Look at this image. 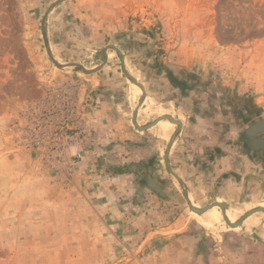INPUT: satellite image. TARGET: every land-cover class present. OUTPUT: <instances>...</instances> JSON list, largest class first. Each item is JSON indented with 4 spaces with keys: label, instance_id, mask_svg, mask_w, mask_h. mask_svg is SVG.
Returning <instances> with one entry per match:
<instances>
[{
    "label": "rangeland",
    "instance_id": "1",
    "mask_svg": "<svg viewBox=\"0 0 264 264\" xmlns=\"http://www.w3.org/2000/svg\"><path fill=\"white\" fill-rule=\"evenodd\" d=\"M56 1L0 0V185L4 189L15 182L20 168H27V162L30 176L20 178L24 184L20 195L29 203L43 196L41 190L33 191L34 186L71 182L82 158L76 160L74 155L96 147L86 116L107 100L105 90L115 84L117 101L129 96L140 99L141 89L138 92L126 74L145 88L156 82L157 73L168 85L186 90L190 76L195 77L205 109L211 106V112L215 105L219 109L221 120L212 126L225 132L231 138L228 142L248 151L246 128L264 120V102L254 104V98H264V0H65L52 9L43 26L44 14ZM44 32L53 58L64 69L49 58ZM103 63L91 74L81 70ZM179 77H186V87ZM97 82L105 85L98 102ZM80 126L88 136L67 148V139L75 138ZM61 153L65 155L59 157ZM19 154L26 160H17ZM127 163L124 170L135 169L142 175V155ZM170 179L180 189L176 204L180 213L193 218L190 228L178 234L184 241L180 251L187 242L193 250L178 264H264V236L241 225L229 227L222 215L199 219L202 215L189 209L177 180ZM29 187L32 191H25ZM216 210L221 214L219 207ZM235 210L232 205L228 215ZM239 219H231L232 224ZM56 220L0 219V264H85L72 251L74 241L59 238L64 231ZM202 220L211 221L210 225L204 226ZM187 221L179 219V225ZM158 246L159 241L148 249ZM140 254L142 250L125 257L104 255L102 262L142 264Z\"/></svg>",
    "mask_w": 264,
    "mask_h": 264
},
{
    "label": "crops",
    "instance_id": "2",
    "mask_svg": "<svg viewBox=\"0 0 264 264\" xmlns=\"http://www.w3.org/2000/svg\"><path fill=\"white\" fill-rule=\"evenodd\" d=\"M157 75L153 85H145V97L136 121L144 127L163 115H170L181 123L170 147L167 164L184 183L188 198L196 209L213 202L224 204L230 223L231 219H239L248 211L264 209V152L257 153L248 148L244 152L242 147L228 142L231 138L226 137L225 132L212 126L221 120L217 114L219 109L217 105L211 112V106L205 109L204 95L197 93L198 85H201L196 83L198 79L190 76L188 87L184 83L186 77H179L182 85H187L186 90L168 85ZM96 84L98 102L103 99L105 85L102 82ZM114 88L115 84L108 87L105 90L107 100L97 104L92 114L86 116L96 147L89 152L82 151L71 182L58 187L34 186L33 191L41 190L43 196L41 199L37 196L33 204L29 203L22 199L24 195H20L24 186L20 178L30 176V163L27 162V168H20L8 189L0 185V219H58L56 221L64 231L59 238L74 241L72 251L85 259V264H104V255L125 257L141 250L142 264L147 261L150 264H178L180 257L191 255L193 250L187 242V248L180 251V243L184 241L178 237L180 230L190 228L189 219L193 218L180 213L176 205L180 189L170 179L172 175L167 172L163 160L176 129L172 123L163 120L145 131H136L132 113L139 97L136 96L134 101L130 96L117 101ZM261 102L264 98H254V104ZM152 103L154 107L150 108ZM77 148L83 150L80 146ZM140 155L142 175L135 169L124 170L127 162H134ZM24 158L27 157L22 154L16 156L17 160L25 161ZM114 166H120L122 170ZM147 177L162 186L166 199L147 187ZM29 190L32 191L30 187L25 191ZM232 205L237 210L230 211L229 216L227 211ZM220 217L213 207L199 219ZM179 219L188 221L180 226ZM210 222L201 221L204 226H209ZM240 228L256 229V234L263 237L264 213L248 216ZM158 241L160 246L148 249Z\"/></svg>",
    "mask_w": 264,
    "mask_h": 264
},
{
    "label": "water",
    "instance_id": "3",
    "mask_svg": "<svg viewBox=\"0 0 264 264\" xmlns=\"http://www.w3.org/2000/svg\"><path fill=\"white\" fill-rule=\"evenodd\" d=\"M63 1H65V0H58L55 3H53L48 8V10L44 14V17H43V20H42L43 26L45 25L46 19H47L49 13L52 11V9L54 7H56L57 5H59L60 3H62ZM43 38H44L45 47H46V50H47V53H48L49 58L53 61L54 65L57 68L64 69L66 66L65 65H62V64H59L53 58L52 53H51L50 48H49V45H48V41H47V37H46V33L45 32L43 33ZM110 48L114 50L113 47H110ZM106 51H107V48L102 51V53H103V55L105 57V61H106V58H107ZM104 64L105 63H103L101 66H99V67H97V68H95L93 70H85V69H82V68H81V70L85 74H91V73H94V72L98 71L99 69H101ZM126 76L129 79V81H131L133 84L137 85L141 89V91H142V95H141V97H140V99L138 101V105H137V107H136V109H135V111L133 112V115H132V124H133L134 128L137 131L142 132V131H145V130H147V129L153 127V126H155L156 124H158L159 122H161L163 120H167L168 122H170V123H172V124H174L176 126V130L173 133L172 137L170 138V141H169L168 146L166 148V151H165L163 160H164V164H165V168H166L167 172L170 173L177 180V182L179 183V185L184 190L183 196H184V198H185V200L187 202V205H188L189 209L193 213H195L197 215H203L204 213H206L207 211H209L213 207H215V206L216 207H219L221 209L222 219H224L225 223L229 227H232V228L239 227L242 224V222L244 221V219H246L248 216H250V215H252L254 213H258V212L264 213V209H262V208L253 209V210L248 211L247 213H245L237 222H235V223L232 224V223H230L228 221V219L225 216V209H226V207H225L224 204L216 203L215 202V203H212V204H209V205L205 206L202 209H196V208H194L191 205L190 201H189L188 195L186 194L187 192L185 190L184 183L182 182V180L174 172H172L169 169L168 164H167V157H168V153H169L170 147H171L172 143L174 142L176 136L178 135V133L180 131L181 123L178 120L173 119L171 116L164 115L162 117H159V118L155 119L152 123L148 124L147 126H144V127L138 126V124L136 122V115H137L138 108L142 105V102L144 100L145 91H144V87L140 83H138L133 77H130L127 74H126ZM244 137L247 140L246 147L248 149H250L251 151L257 152V153L258 152H264V120L258 121L256 123L252 124L250 127H248L246 129L245 133H244ZM146 185L158 197L164 198V199L167 198L166 193L164 192L162 186L159 183L158 184L157 183H154L151 180V178L147 177Z\"/></svg>",
    "mask_w": 264,
    "mask_h": 264
},
{
    "label": "built area",
    "instance_id": "4",
    "mask_svg": "<svg viewBox=\"0 0 264 264\" xmlns=\"http://www.w3.org/2000/svg\"><path fill=\"white\" fill-rule=\"evenodd\" d=\"M66 122V121H65ZM87 137L88 134H87V130L85 127L83 126H80V128L78 129V131L75 133V138H68L67 141H66V147L69 148V146H67L68 144H77L78 142H82V138ZM84 139V138H83ZM78 145V144H77ZM65 154L64 153H61L60 155H58L59 157H63ZM81 157V153H77L76 155H74V159L78 160L79 158ZM66 160V159H65Z\"/></svg>",
    "mask_w": 264,
    "mask_h": 264
},
{
    "label": "bare ground",
    "instance_id": "5",
    "mask_svg": "<svg viewBox=\"0 0 264 264\" xmlns=\"http://www.w3.org/2000/svg\"><path fill=\"white\" fill-rule=\"evenodd\" d=\"M135 86H136V85H135ZM136 87H137L138 90H140V89L138 88V86H136ZM215 207H216V206H215ZM225 216H226V213H225ZM228 221H229V220H228ZM229 222H230V221H229Z\"/></svg>",
    "mask_w": 264,
    "mask_h": 264
}]
</instances>
